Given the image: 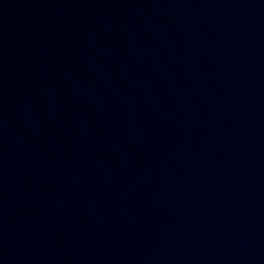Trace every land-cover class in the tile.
Segmentation results:
<instances>
[{"label":"water","instance_id":"water-1","mask_svg":"<svg viewBox=\"0 0 264 264\" xmlns=\"http://www.w3.org/2000/svg\"><path fill=\"white\" fill-rule=\"evenodd\" d=\"M0 264H264V0H0Z\"/></svg>","mask_w":264,"mask_h":264}]
</instances>
